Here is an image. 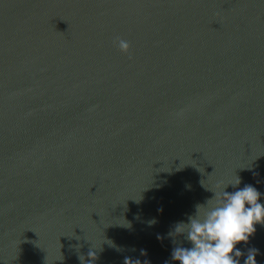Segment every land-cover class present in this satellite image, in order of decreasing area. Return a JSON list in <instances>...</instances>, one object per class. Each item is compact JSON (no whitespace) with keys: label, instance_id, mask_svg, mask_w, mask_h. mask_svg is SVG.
Instances as JSON below:
<instances>
[{"label":"water","instance_id":"obj_1","mask_svg":"<svg viewBox=\"0 0 264 264\" xmlns=\"http://www.w3.org/2000/svg\"><path fill=\"white\" fill-rule=\"evenodd\" d=\"M227 185L264 204V0H0V264H177Z\"/></svg>","mask_w":264,"mask_h":264},{"label":"clouds","instance_id":"obj_2","mask_svg":"<svg viewBox=\"0 0 264 264\" xmlns=\"http://www.w3.org/2000/svg\"><path fill=\"white\" fill-rule=\"evenodd\" d=\"M113 44L122 53H128V41L116 37ZM239 184L237 177L236 183L231 185ZM227 187L213 192V197L205 204L196 205L195 214L188 217L187 223L176 224L174 233L184 235L191 247H175L172 261L177 264H239L242 252L236 246L247 244L256 231V224L264 225V204L259 202L261 193L250 185L232 192L225 191ZM256 255V249H249L244 264H257ZM87 256V264H93L97 258L94 251H89ZM78 259L85 264L83 255ZM126 261L133 262L127 258Z\"/></svg>","mask_w":264,"mask_h":264}]
</instances>
